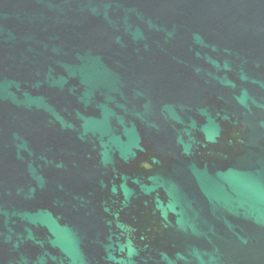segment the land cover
I'll list each match as a JSON object with an SVG mask.
<instances>
[{
    "label": "water",
    "instance_id": "1",
    "mask_svg": "<svg viewBox=\"0 0 264 264\" xmlns=\"http://www.w3.org/2000/svg\"><path fill=\"white\" fill-rule=\"evenodd\" d=\"M0 264H264V0H0Z\"/></svg>",
    "mask_w": 264,
    "mask_h": 264
}]
</instances>
